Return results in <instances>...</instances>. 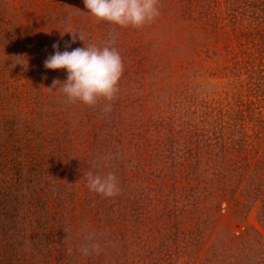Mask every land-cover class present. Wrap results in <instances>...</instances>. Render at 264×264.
<instances>
[{"label":"rangeland","instance_id":"1","mask_svg":"<svg viewBox=\"0 0 264 264\" xmlns=\"http://www.w3.org/2000/svg\"><path fill=\"white\" fill-rule=\"evenodd\" d=\"M158 8L135 28L83 0H0V264H264V0ZM55 43L116 48L115 99L50 88Z\"/></svg>","mask_w":264,"mask_h":264},{"label":"clouds","instance_id":"2","mask_svg":"<svg viewBox=\"0 0 264 264\" xmlns=\"http://www.w3.org/2000/svg\"><path fill=\"white\" fill-rule=\"evenodd\" d=\"M85 7L98 20H105L121 27L141 28L152 23L159 15L160 0H83ZM61 32V31H60ZM71 34V43L77 38L84 41V36L71 27L61 32ZM70 47V44L68 45ZM55 53L44 61L47 69H64L67 79H56L50 88H58L69 102L80 101L88 106H95L101 99L113 101L119 91L118 84L124 72L122 57L118 50L110 45L99 47L95 44L77 47L71 51L59 50V43L53 44ZM110 110L106 108L105 111ZM87 186L105 197L119 194L118 180L114 173L106 176L87 173ZM91 251L99 254V244H92L82 249L85 255ZM72 249H68L71 254Z\"/></svg>","mask_w":264,"mask_h":264},{"label":"trees","instance_id":"3","mask_svg":"<svg viewBox=\"0 0 264 264\" xmlns=\"http://www.w3.org/2000/svg\"><path fill=\"white\" fill-rule=\"evenodd\" d=\"M259 66H261V65H259ZM261 67H262V68H259V67L257 66V69H261V70H263V73L260 75V77L263 78V79L261 80V78H259V83H261V84L263 85V84H264V64H262ZM254 91L256 92L257 90H254ZM263 94H264V92H259V91H258V92H256L255 95H256V96H257V95H259V96L261 95V97H262ZM220 138L223 139V135H222V136L220 135ZM225 140H227V138H226ZM232 140H233V138H232ZM233 141H234V140H233ZM238 147H239V145H238ZM233 152H234V151H233Z\"/></svg>","mask_w":264,"mask_h":264}]
</instances>
